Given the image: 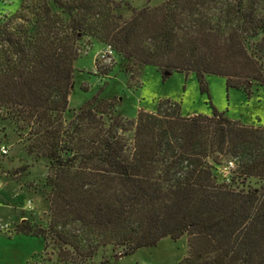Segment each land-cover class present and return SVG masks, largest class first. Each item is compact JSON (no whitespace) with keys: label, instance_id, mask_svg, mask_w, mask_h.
<instances>
[{"label":"trees","instance_id":"trees-1","mask_svg":"<svg viewBox=\"0 0 264 264\" xmlns=\"http://www.w3.org/2000/svg\"><path fill=\"white\" fill-rule=\"evenodd\" d=\"M120 7L22 0L0 18V114L34 131L32 148L53 168L48 234H37L55 238L60 258L72 251L85 260L107 245L127 255L186 235L178 264H264V183L244 190L218 168L229 153L236 177L264 180V128L214 109L184 117L170 101L134 120H105L89 105L69 129L62 117L82 36L140 63L193 71L203 92L211 73L250 95L254 83L264 86V0H163L128 20Z\"/></svg>","mask_w":264,"mask_h":264},{"label":"rangeland","instance_id":"rangeland-1","mask_svg":"<svg viewBox=\"0 0 264 264\" xmlns=\"http://www.w3.org/2000/svg\"><path fill=\"white\" fill-rule=\"evenodd\" d=\"M22 0H0V18L12 14ZM163 0H121L116 10L122 20L133 11L161 5ZM79 56L74 61L72 84L63 122L67 129L76 113L84 106L96 107L105 120L117 114L134 120L139 111L155 112L167 101L175 103L180 114L213 117V109L222 117L240 125L264 128V86L254 83L250 95L227 87L225 77L208 73L204 80L207 91L200 89L193 71L179 72L140 63L118 52L101 59L108 45L92 36L78 42ZM264 67V60L262 61ZM170 72L165 75L164 72ZM167 107V106H166ZM71 129V128H70ZM19 128L18 121L0 114V264H178L188 253L187 236L162 238L156 245L123 254L121 246L107 245L88 259L80 260L72 251L58 256V244L48 234L50 203L46 176L53 171L41 149L32 148L34 131ZM133 137V130L127 133ZM1 146L7 149L1 151ZM238 158L229 153L220 156L219 171L234 176L239 187L259 188L263 179L236 177ZM233 165L228 170L225 166ZM223 175V173H221ZM224 177V175H223ZM38 233V234H37ZM71 250V249H69Z\"/></svg>","mask_w":264,"mask_h":264},{"label":"built area","instance_id":"built-area-1","mask_svg":"<svg viewBox=\"0 0 264 264\" xmlns=\"http://www.w3.org/2000/svg\"><path fill=\"white\" fill-rule=\"evenodd\" d=\"M112 55H113V49H112L111 45H107L106 48L100 52L99 57H100L101 59H108V58H110ZM1 151H2L3 153H6V152H7V149H6L4 146H1ZM229 165H230V166H225V167H224V170H225L226 168L229 170V169L231 168V166L233 165V163L230 161V162H229ZM222 173H223L224 177L227 176L225 172H222Z\"/></svg>","mask_w":264,"mask_h":264},{"label":"water","instance_id":"water-1","mask_svg":"<svg viewBox=\"0 0 264 264\" xmlns=\"http://www.w3.org/2000/svg\"><path fill=\"white\" fill-rule=\"evenodd\" d=\"M164 74H165V75H168V74H170V72L166 71V72H164ZM121 256H122V254H120V255H116L114 258L117 259V258H119V257H121Z\"/></svg>","mask_w":264,"mask_h":264}]
</instances>
